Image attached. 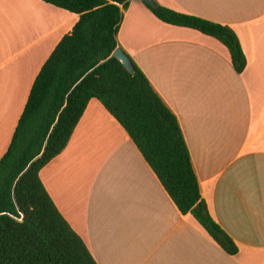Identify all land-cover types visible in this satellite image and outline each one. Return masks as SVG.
Returning <instances> with one entry per match:
<instances>
[{
	"label": "crops",
	"instance_id": "crops-1",
	"mask_svg": "<svg viewBox=\"0 0 264 264\" xmlns=\"http://www.w3.org/2000/svg\"><path fill=\"white\" fill-rule=\"evenodd\" d=\"M231 28L247 65L142 0L118 41L178 119L202 199L237 247L226 253L179 212L123 127L93 99L66 149L40 172L97 264H264V0H155ZM79 16L39 0H0V160L31 87Z\"/></svg>",
	"mask_w": 264,
	"mask_h": 264
},
{
	"label": "trees",
	"instance_id": "trees-1",
	"mask_svg": "<svg viewBox=\"0 0 264 264\" xmlns=\"http://www.w3.org/2000/svg\"><path fill=\"white\" fill-rule=\"evenodd\" d=\"M79 16L42 66L0 160V264H97L59 212L40 172L67 147L89 102L99 101L123 127L179 212L190 214L228 254L238 250L202 199L175 114L118 41L131 0H39ZM143 1V0H142ZM144 5L161 22L223 44L241 74L247 60L229 27ZM131 59V74L112 53Z\"/></svg>",
	"mask_w": 264,
	"mask_h": 264
},
{
	"label": "water",
	"instance_id": "water-1",
	"mask_svg": "<svg viewBox=\"0 0 264 264\" xmlns=\"http://www.w3.org/2000/svg\"><path fill=\"white\" fill-rule=\"evenodd\" d=\"M143 1L152 7L155 6L153 0H143ZM112 57L120 61L129 73L132 74L134 72L131 59L123 52L121 48H116L115 51L112 53Z\"/></svg>",
	"mask_w": 264,
	"mask_h": 264
}]
</instances>
